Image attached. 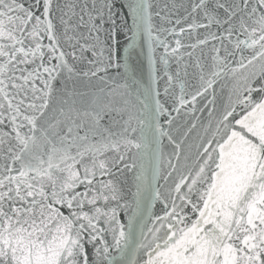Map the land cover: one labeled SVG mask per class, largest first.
Listing matches in <instances>:
<instances>
[{
  "label": "snow or ice",
  "instance_id": "6c2138e0",
  "mask_svg": "<svg viewBox=\"0 0 264 264\" xmlns=\"http://www.w3.org/2000/svg\"><path fill=\"white\" fill-rule=\"evenodd\" d=\"M0 264H264V0H0Z\"/></svg>",
  "mask_w": 264,
  "mask_h": 264
}]
</instances>
